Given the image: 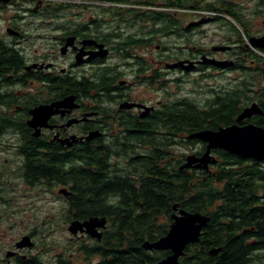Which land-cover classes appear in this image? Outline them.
Instances as JSON below:
<instances>
[{
  "label": "flooded vegetation",
  "instance_id": "obj_1",
  "mask_svg": "<svg viewBox=\"0 0 264 264\" xmlns=\"http://www.w3.org/2000/svg\"><path fill=\"white\" fill-rule=\"evenodd\" d=\"M225 94L231 122L219 126L263 127L264 0H0V202L17 184L23 192L27 149L31 159L52 161L56 177L83 158L89 201L119 202L122 189L141 188V164L153 162L156 153L166 162L180 159L178 169L188 155L204 153L207 143L188 134L172 141L171 113L190 106L209 111ZM253 102L262 113L236 122ZM38 107L46 109L34 116ZM220 152L251 159L213 148L215 163L182 169L206 177L227 160ZM258 162L264 167V159ZM60 188L72 194L70 185L61 184L57 193ZM105 189L119 193L105 195ZM235 189L253 195L260 208L249 204L245 221L264 216L263 191ZM228 216L237 220L242 212ZM9 233L0 228V264H59L65 254L45 259L38 232L24 234L33 244L19 247L23 231ZM233 236L243 241L250 264H264L263 227L250 223ZM101 240L72 235L64 260L92 264L99 256L84 249Z\"/></svg>",
  "mask_w": 264,
  "mask_h": 264
},
{
  "label": "trees",
  "instance_id": "obj_2",
  "mask_svg": "<svg viewBox=\"0 0 264 264\" xmlns=\"http://www.w3.org/2000/svg\"><path fill=\"white\" fill-rule=\"evenodd\" d=\"M261 106L264 111V100ZM185 110L178 108L171 113L169 130L172 141L180 133L189 135L203 129L216 130L223 127L219 125L231 122L228 94L221 95L212 103L209 111L194 106ZM238 111L236 103L234 113ZM259 119L263 121L264 127V114ZM23 152L25 156L23 177L27 184L33 186L42 182L46 187H51L59 183L72 187V194L65 198L66 204L61 211L64 221L84 220L91 216L106 218L102 240L95 241L84 249L85 255L99 256L92 264H153L168 254V251L147 250L142 244L166 233L174 204H178V208L198 211L210 217L207 226L201 232L200 241L186 246L185 254L180 257L181 261L191 264H250L252 258L247 254L246 246L242 240L234 237L233 233L237 228L250 223L256 225L258 229L264 228V216L257 214L252 216L254 219L245 221L247 220L245 209H248L249 204L252 209L256 206L253 201L255 197L244 196L240 191L238 194L235 185H247L251 193L264 192V188L260 187L264 184V167L258 161L232 156L223 157L226 153L220 152L227 160L218 163L212 174L202 177L198 172L178 169L180 159L172 158L166 162L162 160L163 155L156 153L153 162L147 160L141 164L146 172L142 174L145 175V180L139 190L129 186L128 190L120 191L119 202H104L98 205L89 201L90 183L83 158L80 162L77 161L73 168H64V173L59 174L57 179L52 161L43 164L41 161L31 159L30 150ZM148 173L154 174L152 180ZM217 182H220V187ZM112 193H119V190L107 189L103 192L105 195ZM95 194L99 195L101 192L96 191ZM250 201L252 202L249 203ZM257 207L256 211L260 212V208ZM237 210L242 212L240 219L228 216ZM260 240L263 241L264 237L261 236ZM70 247L69 245L67 248ZM211 248L221 250L218 254L210 255L208 251ZM60 257L62 260L59 264H70L64 260L67 257L66 253ZM24 264L35 262L26 261Z\"/></svg>",
  "mask_w": 264,
  "mask_h": 264
},
{
  "label": "water",
  "instance_id": "obj_3",
  "mask_svg": "<svg viewBox=\"0 0 264 264\" xmlns=\"http://www.w3.org/2000/svg\"><path fill=\"white\" fill-rule=\"evenodd\" d=\"M217 64L222 65L220 62H217ZM45 109L46 107H38L32 111V114L39 116ZM261 113L262 109L253 102L241 110L236 116V122ZM32 124L36 125L33 121H30L31 126ZM187 137L206 142V150L200 156L188 155L185 162L179 166L180 169L190 166L206 169L208 164L216 162V159L210 155V150L213 148L224 150L242 158H251L257 161L264 159V127L253 123L245 125L233 123L219 127L216 130L203 129L192 132ZM58 193L64 196L70 195V192L65 188H60ZM172 210L170 215L171 222L166 233L155 240H146L142 244L143 248L147 250L169 252L153 264H191L190 262L181 261L180 257L185 254L184 250L187 245L200 241L202 229L207 226L210 220L208 215L198 211L192 212L178 208V204H174ZM106 222L107 220L104 216H91L84 220H70L66 228L72 235L78 233L88 234L99 240L102 237V230L106 227ZM21 241L17 243V247L21 246V244L23 246H31L33 244L28 235H23ZM219 250L221 248H211L208 252L210 255H215Z\"/></svg>",
  "mask_w": 264,
  "mask_h": 264
},
{
  "label": "rangeland",
  "instance_id": "obj_4",
  "mask_svg": "<svg viewBox=\"0 0 264 264\" xmlns=\"http://www.w3.org/2000/svg\"><path fill=\"white\" fill-rule=\"evenodd\" d=\"M178 150L180 152V148ZM36 184L32 186L23 182V192L20 190L21 185L17 184L14 190L1 193L6 202H0V228H8L12 237L22 231L23 235L38 232L35 240L42 242L45 259L55 252L68 253L73 247L69 241L72 235L66 228L69 222L61 216L66 204L65 198L57 193L61 184L56 183L51 187ZM40 233L43 237H40ZM40 244L37 247L39 251ZM69 245L71 247L67 248Z\"/></svg>",
  "mask_w": 264,
  "mask_h": 264
}]
</instances>
